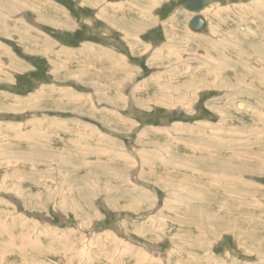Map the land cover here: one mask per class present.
Masks as SVG:
<instances>
[{
    "label": "rangeland",
    "instance_id": "rangeland-1",
    "mask_svg": "<svg viewBox=\"0 0 264 264\" xmlns=\"http://www.w3.org/2000/svg\"><path fill=\"white\" fill-rule=\"evenodd\" d=\"M97 4L0 0V264H264V0L212 2L199 31L178 7L145 49ZM57 43L129 60L124 114L95 122L55 92L76 66Z\"/></svg>",
    "mask_w": 264,
    "mask_h": 264
},
{
    "label": "crops",
    "instance_id": "crops-1",
    "mask_svg": "<svg viewBox=\"0 0 264 264\" xmlns=\"http://www.w3.org/2000/svg\"><path fill=\"white\" fill-rule=\"evenodd\" d=\"M97 1V8L98 12V19L105 24V27L108 31L120 33L121 40L125 42V45L129 47L130 43H133L134 47H139L141 45V49H145L147 43L141 44V40L145 34L148 32L155 30L159 27L163 28L158 24V21H161L156 17V14L152 12L150 8V12H147L145 9L138 10L139 7H134L129 2L127 4L128 11L125 12L126 3L125 0H95ZM119 1H122L121 7L116 9L122 10V17L125 20L121 22H114L113 18L110 17L109 11L111 4H116ZM102 7L100 6V3ZM104 2V4H103ZM59 5V3H54ZM134 5V4H133ZM157 4L155 7H159ZM154 8V6H152ZM115 10V9H111ZM176 10V9H175ZM174 10V11H175ZM174 11L169 15L167 19H172L175 17L173 14ZM139 12V14H138ZM121 17L117 12L114 13ZM109 15V16H107ZM160 16V15H159ZM129 17L136 18V19H129ZM144 18V20L142 18ZM191 19V18H190ZM189 19V20H190ZM65 23L61 22L60 28L55 27L54 29H66V18L64 17ZM158 20V21H157ZM58 21V20H57ZM187 21V25H188ZM55 25V24H54ZM53 25V26H54ZM178 23H174L173 20L167 25L169 30L177 28ZM180 26V25H179ZM178 26V27H179ZM184 27V25H182ZM68 29V28H67ZM162 31H164L162 29ZM165 32V31H164ZM141 38V39H140ZM163 38L166 36L163 35ZM144 40V39H143ZM65 45V44H64ZM62 44L57 43L55 46L50 45V49L57 53L58 57L65 59L70 62H74L76 66H78V70H76L75 66V74H70V80L73 81L74 88H72L68 83L61 85L59 83L58 87L55 89V92L65 91L67 94L66 96L70 97V99H75V102H80L81 106H87V112L90 113L95 122L98 121V118L102 119L103 121H110V117L107 114L113 115H122L126 111L127 108L124 107V102L126 107L129 105V97L131 93H129L131 77L129 74V60L120 55L117 52L115 47L108 48L104 46H100L93 43H85L79 46H64ZM144 45V46H143ZM93 50L96 52V55L92 54L91 51ZM139 54V53H138ZM92 57V58H91ZM78 64V65H77ZM93 68V69H92ZM90 71V72H88ZM92 71L94 72H101V74H105L107 77V81L102 80L101 83H98V80L95 76H93ZM92 76V79L90 78ZM68 77V76H67ZM61 77L59 80L61 81ZM48 86L47 84H44ZM59 86H63L64 88L61 89ZM130 86V87H129ZM135 89V88H134ZM42 91H47L46 89H42ZM138 87V92H139ZM49 92V90H48ZM137 92V93H138ZM135 94V92H133ZM66 97V99L68 98ZM128 97V98H127ZM127 98V100H126ZM67 101V100H65ZM120 101L123 103L121 104ZM121 105V106H120ZM129 116H127L128 120ZM81 124H87L86 121L78 119ZM76 122L74 123V125ZM78 124V122H77ZM80 125V124H78ZM94 126V125H91ZM101 126L104 127V124ZM99 127V126H98ZM105 127H111L110 122L105 124ZM92 128V127H88Z\"/></svg>",
    "mask_w": 264,
    "mask_h": 264
},
{
    "label": "water",
    "instance_id": "water-1",
    "mask_svg": "<svg viewBox=\"0 0 264 264\" xmlns=\"http://www.w3.org/2000/svg\"><path fill=\"white\" fill-rule=\"evenodd\" d=\"M215 0H178L174 6L168 7L160 13L159 19L161 21L166 20L169 15L178 7H182L188 12H192L195 15L191 17L188 22V26L194 30L198 31L203 25V19L196 15V13L201 12L209 3Z\"/></svg>",
    "mask_w": 264,
    "mask_h": 264
},
{
    "label": "bare ground",
    "instance_id": "bare-ground-1",
    "mask_svg": "<svg viewBox=\"0 0 264 264\" xmlns=\"http://www.w3.org/2000/svg\"><path fill=\"white\" fill-rule=\"evenodd\" d=\"M215 1H217V0H215ZM215 1H213V2H215ZM211 3H212V2H211ZM209 4H210V3H209ZM204 9H205V8H204ZM204 9H203V10H204ZM203 10H202V11H203ZM202 11H201V12H202ZM187 12H188V11H187ZM201 12H199V13H201ZM189 13L195 15V14L192 13V12H189ZM199 13H196V15L198 16ZM203 24H204V23H203ZM202 27H203V25H202ZM202 27H201V28H202ZM198 31H199V30H198ZM239 106L242 107V105H238V108H240Z\"/></svg>",
    "mask_w": 264,
    "mask_h": 264
}]
</instances>
